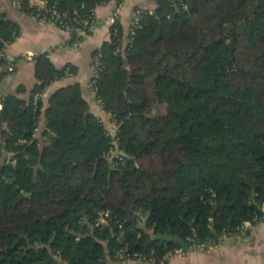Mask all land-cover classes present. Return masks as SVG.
<instances>
[{
  "label": "trees",
  "instance_id": "obj_1",
  "mask_svg": "<svg viewBox=\"0 0 264 264\" xmlns=\"http://www.w3.org/2000/svg\"><path fill=\"white\" fill-rule=\"evenodd\" d=\"M47 1L78 12L89 34L93 11L111 0ZM29 2L22 12L37 16ZM157 2L125 47L117 23L97 53L94 86L115 136L76 84L50 97L44 138H36L43 102L35 95L76 73L47 55L36 59L28 101L24 86L0 98V264H111L121 252L162 258L182 246L169 238L219 243L263 217L264 0ZM20 34L0 11V50ZM159 104L168 114L150 116ZM105 211L109 227H95ZM137 212L147 219L139 223Z\"/></svg>",
  "mask_w": 264,
  "mask_h": 264
},
{
  "label": "crops",
  "instance_id": "obj_2",
  "mask_svg": "<svg viewBox=\"0 0 264 264\" xmlns=\"http://www.w3.org/2000/svg\"><path fill=\"white\" fill-rule=\"evenodd\" d=\"M31 7H44L43 0H30ZM121 6V16L118 24L123 26L125 42L128 44L129 30L135 19L137 9L155 14L158 9L157 0H111L107 4L97 7L94 12L89 34L81 31L80 42H71L72 34L63 31L53 23H45L33 14L17 11L6 0H0V11L5 12L9 19L16 22L21 28L20 36L8 47V56L18 59L15 70L7 71L0 67V98L15 94L21 86L26 92L21 97L28 101L33 89L38 84L35 78L36 59L47 55L53 65L62 70L67 66L76 68L71 76L57 79L47 86L42 94V114L36 138L42 141L46 130L45 112L49 106L50 97L58 90L79 84L83 96L90 104L91 112L104 123L113 120L108 114L97 94L94 92L92 82L95 76V62L97 53L102 51L106 43L112 41V28L115 24L110 22L114 11ZM37 93V94H39ZM36 94V95H37ZM35 95V96H36ZM3 105L0 99V113ZM245 231L236 232L221 241L208 251L190 250L182 255H174L167 264H264V220L245 224ZM153 234V231L150 232ZM111 264H119L114 262ZM128 264H143L132 261Z\"/></svg>",
  "mask_w": 264,
  "mask_h": 264
},
{
  "label": "built area",
  "instance_id": "obj_3",
  "mask_svg": "<svg viewBox=\"0 0 264 264\" xmlns=\"http://www.w3.org/2000/svg\"><path fill=\"white\" fill-rule=\"evenodd\" d=\"M8 1L12 7L14 9H16L17 11H22L23 9V3L22 0H6ZM117 1V0H115ZM44 2V7H37V18L39 20H41L42 22L45 23H53L56 26H58L60 29H62L65 32L68 33H73L75 31H77L78 33H80L81 27L84 26V24L86 23L85 20H83L80 16V14L78 12H75L74 14H68V13H61L58 10L54 9V8H48L47 4L48 1L47 0H43ZM148 12L143 11L142 9H137L135 12V19L131 24L130 30H129V40H133L136 36V31L138 29L141 28V23H140V18L147 14ZM121 16V6L119 5L116 10L114 11L112 17L110 18V22L113 24H117L118 20L120 19ZM117 53H122L121 50H118ZM124 54V53H123ZM6 60L8 61V67L6 68L7 71L12 72L15 70V61L12 59L10 60V58H8L7 55V49H2L0 50V61ZM97 66H99V62L98 60H96L95 62V76L94 78L97 76ZM95 84V80L93 79L92 82V87L94 92L96 93V88L94 86ZM36 99V104L37 101L42 99V94L39 93L35 96ZM13 163H15V161H13ZM110 217H111V212L110 211H105L100 213L99 218L95 224V227L97 228H107L110 225ZM261 220H264V204H263V217L261 218ZM260 220V221H261ZM247 223H251L252 222H247ZM245 223V224H247ZM245 224L239 228L237 230V232H242L244 233L245 229ZM231 234H225L223 236V238L230 236ZM191 242V244L186 247L185 245H182L180 247H178L177 249L167 253L164 257L162 258H155V257H149V256H145L143 254H127L126 252H121L120 255V261L119 264H128L129 262L132 261H136V262H140L143 264H167L168 261L174 256V255H182L190 250H197V251H208L211 250L215 245H217L218 243L214 242V241H208V242H195L193 240H189Z\"/></svg>",
  "mask_w": 264,
  "mask_h": 264
},
{
  "label": "rangeland",
  "instance_id": "obj_4",
  "mask_svg": "<svg viewBox=\"0 0 264 264\" xmlns=\"http://www.w3.org/2000/svg\"><path fill=\"white\" fill-rule=\"evenodd\" d=\"M7 52H8V48H7ZM7 55H8V53H7ZM126 56H127V54L124 53V57H126ZM8 58H10V57L8 56ZM12 59L15 61V64H16L18 59L10 58V60H12ZM0 88H1V86H0ZM167 114H168V107L166 104H159V105L155 106L150 112V116H164ZM105 126L111 135L115 136L117 134L118 127H117L116 123L114 122V120H108L107 119L105 122ZM117 155H120V152L117 151V149H116V150H113L110 154H108L107 157L109 158L110 161H114V159H115L114 156L116 157ZM89 187H90V185H87V184L83 186L85 194L89 193ZM136 216H137L139 223H140V221L147 219V217H144V215L141 212H137ZM144 230L150 234V232L153 231L152 223L144 225Z\"/></svg>",
  "mask_w": 264,
  "mask_h": 264
},
{
  "label": "water",
  "instance_id": "obj_5",
  "mask_svg": "<svg viewBox=\"0 0 264 264\" xmlns=\"http://www.w3.org/2000/svg\"><path fill=\"white\" fill-rule=\"evenodd\" d=\"M169 240H170V241H174V242H176V243H179V244L183 245L182 240H181L180 237L169 238Z\"/></svg>",
  "mask_w": 264,
  "mask_h": 264
}]
</instances>
